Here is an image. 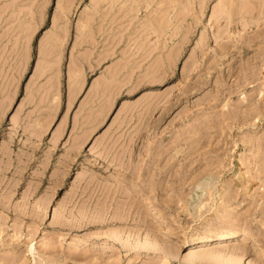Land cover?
<instances>
[{
  "label": "rangeland",
  "instance_id": "rangeland-1",
  "mask_svg": "<svg viewBox=\"0 0 264 264\" xmlns=\"http://www.w3.org/2000/svg\"><path fill=\"white\" fill-rule=\"evenodd\" d=\"M0 264H264V0H0Z\"/></svg>",
  "mask_w": 264,
  "mask_h": 264
},
{
  "label": "bare ground",
  "instance_id": "bare-ground-1",
  "mask_svg": "<svg viewBox=\"0 0 264 264\" xmlns=\"http://www.w3.org/2000/svg\"><path fill=\"white\" fill-rule=\"evenodd\" d=\"M231 235L232 234L226 233V234L219 235L218 237H221V240H228L229 238H231ZM214 240H216V239H213V238L204 239L202 241L201 245H197L196 247H194V248H196L194 252L204 251L206 249V246H208V247L210 246V245H207V244L210 243V242H213ZM220 243L221 242H216V243H214L212 245H214V247H217V245L220 244Z\"/></svg>",
  "mask_w": 264,
  "mask_h": 264
}]
</instances>
